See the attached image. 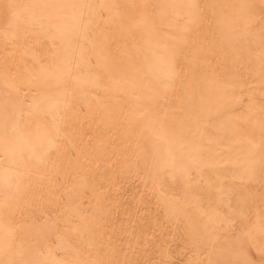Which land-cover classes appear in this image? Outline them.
Here are the masks:
<instances>
[{
	"label": "bare ground",
	"instance_id": "bare-ground-1",
	"mask_svg": "<svg viewBox=\"0 0 264 264\" xmlns=\"http://www.w3.org/2000/svg\"><path fill=\"white\" fill-rule=\"evenodd\" d=\"M5 2L0 0V29L5 28ZM76 2L97 5L88 25L92 43L87 46L70 31L58 32L54 17L25 22L7 38L0 35V139L4 121L10 118L27 158L21 161L17 155L13 162L0 155V199L5 198L3 181H14L8 200L12 211L2 216L10 234L0 228V264L74 259L85 248L84 259L113 264H215L235 258L241 246L258 261L257 250L264 248V229L259 227L264 224V168L259 155L249 160L232 152L231 133L243 126L261 142L264 0H197L203 16L183 42L171 36L181 26L165 25L159 16L158 34L151 41L142 32H129L128 12H117L111 5L189 0ZM105 4L109 8L101 11ZM240 4L255 6L248 28L239 20L217 24L221 9L211 5L225 6V16L232 17L239 10L228 6ZM225 33L233 37L227 45ZM81 54L95 82L77 79ZM120 56L142 62L144 87L125 89L108 78L105 57ZM69 63L72 72L62 75L59 83L40 77L41 66L63 69ZM173 70L177 75L169 81ZM151 87L159 89L156 99L149 94ZM52 103L57 105L54 110ZM137 106L157 114L169 127L181 118V110L195 117L187 148L182 152L171 144L178 157L187 158V176L174 177L145 164L149 158L166 159L168 151L143 124L132 122ZM45 128L54 147L41 165L33 149L42 152ZM247 147L245 141L241 148ZM169 201L177 205L175 214ZM238 207L243 216L233 215ZM210 210L219 218L209 224L203 213ZM190 220L209 225L203 243L191 242Z\"/></svg>",
	"mask_w": 264,
	"mask_h": 264
},
{
	"label": "snow or ice",
	"instance_id": "snow-or-ice-1",
	"mask_svg": "<svg viewBox=\"0 0 264 264\" xmlns=\"http://www.w3.org/2000/svg\"><path fill=\"white\" fill-rule=\"evenodd\" d=\"M213 10L221 9L217 17V24L222 21L230 24L236 23L237 20L242 21L245 28H248L251 24V20L255 15V6L252 4H240L228 7H234L239 11L232 17H226L222 11L223 7L220 5H211ZM97 5L80 3L76 0H51V2L44 3H25L19 4L13 2V0H6L3 4L5 13V28L0 29V35L7 38L15 32L22 29L25 22L31 24L33 22H41L48 17H54L56 20V28L58 32H71L74 36H79L84 46L92 43L90 36L91 32L88 29V25L91 23V17L94 14V10ZM101 11H106L109 5L105 4L100 6ZM111 8L117 12L127 11L131 17L130 26L128 31L133 30L142 32L147 41L156 36L157 33V19L161 18V23L165 25L176 24L181 26L179 31L171 33L174 39L184 41V35L191 32V25L195 24L199 18L203 16L202 6L197 0H189L188 3H172V4H148V3H128L125 5H111ZM37 10H42L46 15L40 14ZM262 19H264V8H261ZM182 13V14H181ZM261 62L262 70H264V31L261 33ZM226 45L233 39L227 33L224 34ZM95 47V45H93ZM104 70L108 75V78L113 80L117 87H124L125 89L135 90L145 86V81L141 75L143 64L139 60H133L132 57L125 59L123 56L119 58L105 57L103 63ZM77 79L81 83H87L89 81L95 82V77L88 67L87 59L81 54V63L77 66ZM73 65L69 63L65 68H59L53 66L51 68H45L41 66L40 77L45 82L59 83L62 75L65 73H71ZM177 73L173 70L168 73V80L170 81L175 77ZM30 79L35 82L36 77L31 76ZM167 87H171V83L167 81H161ZM149 94L152 99L159 97V89L155 87L149 88ZM137 99H140L137 97ZM43 107V106H42ZM57 107L56 103L50 105L51 109ZM261 142L256 143L253 139L254 131L251 129L245 130L243 126H236L232 129L231 144L232 152L238 156L243 154L247 159H252L254 156L259 155L262 168H264V110L261 113ZM137 117L140 119L137 120ZM133 123H141L144 128L151 132L154 139L162 141L163 146L167 148L168 154L166 159H146L145 164L153 171L169 174L174 177L183 178L187 176L188 171L185 164L186 157H178L171 149V144L175 142L179 145L183 152L187 148L189 140L188 133L194 126L195 117L181 110V118L173 119L171 121V127L168 123L161 122L157 114L146 112L142 107L137 106L134 110ZM11 130V134L9 133ZM59 132V128H57ZM42 135L47 140V143H42V152L37 153L33 149V158H35L41 165L44 164L48 158L50 150L54 147L52 140L50 139L51 133L47 128L43 129ZM247 142L248 147L246 149L241 148L244 142ZM0 155L5 159H11L15 162L17 155L20 156L21 161H26L23 152L19 149L17 143V130L14 122L10 118H6L3 124V137L0 139ZM3 161L0 160V163ZM254 171V170H253ZM5 185L4 199H0V228H4L9 232L3 222L2 216L4 213L12 211V205L8 202L9 193L14 186V181L11 179H5L3 181ZM18 187V185H15ZM221 196L220 201L223 202V189H219ZM171 210L175 214L177 205L171 201L168 202ZM233 215L243 216L244 211L242 207L232 209ZM208 217L209 224L213 217L219 218V214L215 210L203 213ZM190 235L191 242L193 244L203 243L209 238L208 227L209 225H201L196 220H190ZM264 229V224L259 225ZM85 230H87V223H85ZM79 234V228L74 229ZM7 242V240H5ZM94 247V245H89ZM259 260H255L251 256L250 249H246L241 246L237 253L234 254L235 258L217 260L215 264H264V248L258 250ZM87 252V248L84 251L76 252L74 259L64 260H30V261H16L8 262V264H113L111 261L96 259H84L83 256Z\"/></svg>",
	"mask_w": 264,
	"mask_h": 264
}]
</instances>
